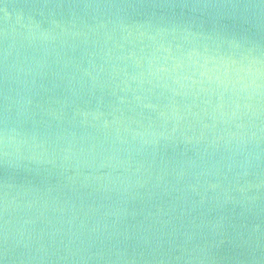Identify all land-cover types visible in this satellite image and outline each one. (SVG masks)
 I'll return each mask as SVG.
<instances>
[{
	"label": "water",
	"instance_id": "obj_1",
	"mask_svg": "<svg viewBox=\"0 0 264 264\" xmlns=\"http://www.w3.org/2000/svg\"><path fill=\"white\" fill-rule=\"evenodd\" d=\"M3 264H264V0H0Z\"/></svg>",
	"mask_w": 264,
	"mask_h": 264
},
{
	"label": "snow or ice",
	"instance_id": "obj_2",
	"mask_svg": "<svg viewBox=\"0 0 264 264\" xmlns=\"http://www.w3.org/2000/svg\"><path fill=\"white\" fill-rule=\"evenodd\" d=\"M0 264H3V261L2 260H0Z\"/></svg>",
	"mask_w": 264,
	"mask_h": 264
}]
</instances>
